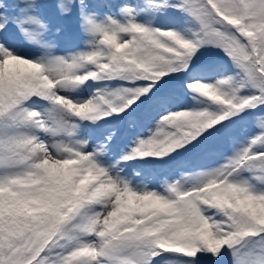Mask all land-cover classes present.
Returning <instances> with one entry per match:
<instances>
[{
    "label": "snow or ice",
    "instance_id": "6c2138e0",
    "mask_svg": "<svg viewBox=\"0 0 264 264\" xmlns=\"http://www.w3.org/2000/svg\"><path fill=\"white\" fill-rule=\"evenodd\" d=\"M0 264H264V0H0Z\"/></svg>",
    "mask_w": 264,
    "mask_h": 264
},
{
    "label": "rangeland",
    "instance_id": "374dc122",
    "mask_svg": "<svg viewBox=\"0 0 264 264\" xmlns=\"http://www.w3.org/2000/svg\"><path fill=\"white\" fill-rule=\"evenodd\" d=\"M71 22H72V21H66V22H65V25H66V27H67V29H68L69 31H74V30H75V24H74V22H72L73 25H70Z\"/></svg>",
    "mask_w": 264,
    "mask_h": 264
}]
</instances>
